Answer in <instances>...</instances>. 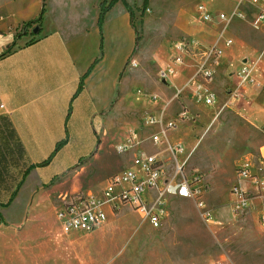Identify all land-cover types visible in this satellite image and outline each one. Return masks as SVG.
<instances>
[{
  "label": "rangeland",
  "instance_id": "374dc122",
  "mask_svg": "<svg viewBox=\"0 0 264 264\" xmlns=\"http://www.w3.org/2000/svg\"><path fill=\"white\" fill-rule=\"evenodd\" d=\"M10 1L13 0H0L1 29H7L4 20L8 22L12 13L16 14L23 7L28 17L35 20L40 18L43 0H14L15 6L12 5L11 9L10 5L6 6ZM64 1L73 7L79 2L92 4L95 0H54L52 4L47 0L44 3L45 8L48 12H57ZM98 1L101 6L102 3H111L112 0ZM123 2L131 8L130 23L136 35L137 55L127 61V102L120 110L119 120L111 128L108 137L102 136L101 131L95 127L98 140L92 132L80 130V134L75 135L68 146L57 152L48 166L33 169L10 208L13 212L4 215L5 221L12 223L16 220L19 211L15 210L26 205L29 193L41 182L46 191L33 196L34 204L40 202L42 206L48 207V227L55 231L61 226L53 218L52 209L49 207L51 200L54 203L60 200L62 203L64 198L77 194H98L107 185V180L123 169V161L128 157L119 155L115 151V144L132 129L138 128L139 137H149L155 131H160V123L147 126L158 113L170 122H179L180 112L188 107L190 119L185 123L180 122L178 131L170 129L168 135L185 147L184 155L178 156L180 162L189 151H193L189 168L191 171L199 169L202 174V196L197 204L189 200L169 201L167 217L159 229H153L143 222L140 215L129 206L122 207L120 212L114 214V218L109 215V220L102 229L89 233L88 247L92 250L93 264H264V224L258 221L264 213V198L259 199L262 194H257L255 185L261 186L263 175L257 169V180L253 187L249 186L251 176L240 177L237 173L242 161L250 159L260 165L259 160L262 159L264 122L257 127L248 121L249 118L244 112L237 111L246 95L243 85H237L241 83L240 74L244 66L251 65L254 78L257 81L264 80V61L259 62L252 55L236 56L235 45L228 48L229 50L223 49L224 53L226 51V61L216 68L217 73L231 75L236 86L229 82L224 84L225 81L217 75L212 76L213 83L209 80L204 82V86L208 93L213 94H216L214 88L220 87L223 92L217 93L222 99L223 94L229 95L230 102L234 92L240 94V98H236L237 102L230 105L229 112V107L227 109L225 105L214 110V105L208 106L203 100L194 105L188 96L190 103L182 104L185 101L182 90L177 92L174 86L164 82L159 75V62H169L176 54L175 47L180 43L187 45L191 56V53L199 52L204 47L211 48L214 34L222 33L225 27L226 34L230 33L227 37L234 41L232 36L238 40L243 37H259L261 47L264 46V37L252 26L264 0H121L117 3L118 7L121 8ZM16 5L19 6L18 10L15 9ZM199 6L209 10L212 21L200 20ZM124 10L127 12L125 6ZM112 12L114 18L121 17L122 12L119 9ZM235 13L242 14L244 18L235 16L227 22L219 17L220 14H225L229 19ZM42 17L47 28L51 23L47 16ZM12 27L10 26L11 29ZM35 27L36 24H19L17 28L14 25L12 31L16 32L19 39H29ZM124 39H130L128 30L124 31ZM197 40L200 41L199 46L195 45ZM213 58V55L207 58V66ZM243 58L246 59L243 61ZM134 60L138 62L135 68L131 67ZM242 61L250 63L243 65ZM186 63L189 78L196 73V69L193 59L188 58ZM233 63L236 68L231 67ZM180 72V67H176L175 75L172 76L176 81ZM194 78L197 83L200 76ZM180 83L182 82L178 81ZM153 103L157 106L153 107ZM222 109L225 110L223 113L227 112L212 123L211 114ZM164 144L148 143L145 150L150 153L162 152L160 158L165 159L168 154L162 151ZM53 150L55 148H44L40 154L33 152L29 160H47ZM46 151L49 152L45 155ZM240 181L249 183L240 188ZM7 199L8 195H0V202ZM198 203H201L200 207ZM204 213L212 215L214 224L205 222L202 217ZM34 222L24 236L23 241L26 244L20 245L18 241H11L8 245L0 246V264H54L52 260L48 259V262L46 259L53 249L45 243L40 223L36 220ZM63 250L60 249L55 264H65L67 261L61 252ZM55 257L57 259L56 254Z\"/></svg>",
  "mask_w": 264,
  "mask_h": 264
},
{
  "label": "crops",
  "instance_id": "0c3cea01",
  "mask_svg": "<svg viewBox=\"0 0 264 264\" xmlns=\"http://www.w3.org/2000/svg\"><path fill=\"white\" fill-rule=\"evenodd\" d=\"M53 1L49 0V3L52 4ZM44 3L45 1L43 0V7L45 8L46 5ZM14 4L13 0L6 4V6L10 5L11 9V6ZM116 8L122 12L120 18H114L112 10L115 11ZM15 9L18 10L19 6L16 5ZM59 9L57 12L51 10L48 12L45 8L44 16H47L48 21L51 23L50 26L46 28L43 20L39 27L40 30L36 34L30 35L29 39L26 37L19 39L16 36V32L12 31L14 25L17 28L19 24H28L35 20L28 17L24 7L19 9L20 11L16 12V14L12 13L9 17L11 22L4 20L8 26L7 29L3 30L0 28V195H8L10 199L11 195L17 191L16 196L9 205L6 206L9 199L5 202H0V217L2 218V223L0 224V246L4 244L8 245L11 241H18L20 245L26 244V241H23L24 236L28 234L31 225L36 220L43 228L42 234L45 236V243L53 249L48 258H42L50 259L55 264L58 260L60 249H64L61 252L67 258L65 264H93L92 250L88 247L89 235L91 233L64 234L61 227H58L55 231L49 230L47 222L49 219L48 207L42 206L40 202L34 204L33 199L34 195H37L39 192L42 194L46 191L41 182H38L34 190L29 193L26 205L15 210L19 211L16 220L12 221V223H7L9 220L5 221L4 219V215L8 212H13L10 208L17 199L20 189L25 184L26 177L23 180L24 172L30 166L41 164L46 160L44 159L41 162L30 161V155L33 152L40 154L44 151V148L52 150L59 142L67 139L68 143L64 146L66 147L71 143L75 135L80 134V130L92 132L95 139L98 140V135L95 131L96 127L101 131L102 136L108 137L111 128L119 120L120 110L125 105V102H127V61L137 54L135 53L136 35L130 23V14L124 10V5L120 8L116 4L106 14L102 26L98 25L100 15V2L98 0H95L92 4H80L79 2L73 7L64 1L61 3ZM10 26H13L12 29ZM226 28H224L222 33L214 34L215 39L212 46L218 47V50L222 53L219 57L213 58L208 67L212 70L213 77L217 75L221 77L222 81H225L224 84L229 82L235 87L236 82H234L231 75L223 76V74L217 73L216 68L226 61V51L224 53L223 49L227 48L229 50L235 45L234 51L236 56L241 54L252 55L260 62L261 60L264 61V46L261 47V39L259 37L255 39L243 37V40H238L232 36L235 39L234 41L232 38L227 37L230 36V33L226 34ZM125 30H128L130 34L129 42L124 39ZM255 30L260 31V36L264 37V24ZM207 33L209 34V32ZM228 40L232 41V44L229 46L226 45ZM197 41L200 43L199 40ZM207 49L208 47H204L199 52L191 53V56L189 52L183 54V63L181 66H178L181 72L177 81L173 78L175 74L169 80H164V82H168V84L174 86L177 92L178 90H182L181 94L185 99V101H182V104L186 105L190 103V100L194 102V105L200 102L198 99L199 92H196L194 87L189 88L185 86L197 75L200 64L205 60V51ZM188 58L193 59L196 69V73L189 78L186 63ZM244 59L246 58H243V61ZM171 60L167 63L164 61L159 62V75L171 63ZM243 61L241 62L243 65L250 63V61H247V63ZM133 63H135V66ZM212 63L214 64L211 65ZM137 66L138 62L134 60L131 63V67L135 68ZM231 67L236 68L234 63ZM252 77L253 81H244L243 84L237 85V87L243 85L246 93L245 99L237 111L244 112L251 124L260 127L264 122V80L257 81L253 75ZM81 80H83V89L77 93ZM178 81L182 83L178 84ZM212 81H214V78H211ZM200 82L205 85L202 79L197 81V85ZM214 90L217 94L214 93L216 99H214L215 102L213 104L214 110H218L221 105H225L227 109L229 107V112L231 110L230 105L237 102L236 98H232V101L236 100L235 102H230L229 95L222 93L224 97L222 99L220 94L217 93V91L223 92L220 87L218 89L214 88ZM183 92L186 93L183 94ZM187 96L189 97V101L187 100ZM222 101L223 103H221ZM151 105L153 107L157 106L155 103ZM187 108L184 107L182 109L179 114L180 121L177 123L170 122L169 119L164 118L160 113L156 114L153 119L154 122L147 126L160 123L161 130L155 131L149 137L138 136L140 145L128 153L121 154L128 155V157L123 161V169L119 173L127 169H133L141 176L140 169L133 167V160L140 152L157 157L163 170V182L171 181L174 177H176L175 182L179 180V176H175L177 164L184 165L186 173H189L191 171L189 162L193 151H189L180 162L178 156L184 155L185 147L182 143L176 139H171L168 135L170 129L178 131L181 125L180 122L185 123L190 119ZM224 111L222 109L219 112L212 113L210 117L212 123L218 121L227 112L223 113ZM182 113H185L187 117L182 118ZM170 124H172V127L168 128ZM137 130L138 128L130 130L126 136L115 144V151L118 146L123 144L130 132L134 131L137 134ZM163 131H165V137L162 138L160 144L165 143L162 149L164 153L168 154L165 159L160 158L162 152L150 153L145 150V145L148 143L156 145L153 143L152 138L153 136L161 135ZM176 146L182 148L181 153L174 154L171 151V148ZM263 150L264 147L261 148L262 159L259 160L260 165L256 164L253 160L246 159L239 165V170L237 168V171H239L237 173H239L240 177H243L240 174V169L244 165L248 166V174L252 179L249 181L251 182L249 186L254 187L256 185L257 194H262V197H258L261 200L264 198V191L261 186L255 184L257 180L255 176L257 169L260 170L259 172L263 175L261 179L264 181ZM47 152L49 151L44 152V154L46 155ZM164 163L167 165L165 166ZM193 171L198 172L201 176V181L195 187L203 190L202 184H200L203 181L200 170L194 169ZM249 182L244 181L243 183L240 181V188ZM150 194L156 195L157 190H152ZM173 200L195 202L191 199L168 197L165 202L167 210L169 209V201ZM49 205L52 209L54 220L59 222L57 213L61 209L60 200L56 203L51 200ZM115 213L109 212L107 220L103 225L109 220V215L114 218ZM263 215L264 213L258 218L259 222ZM166 217L167 213L164 220ZM143 222L148 223L147 221ZM212 224H214L213 221L209 225ZM103 225L97 230L102 229ZM55 254L57 255V259ZM45 261L43 262H49V260L48 262Z\"/></svg>",
  "mask_w": 264,
  "mask_h": 264
},
{
  "label": "built area",
  "instance_id": "2783aa9c",
  "mask_svg": "<svg viewBox=\"0 0 264 264\" xmlns=\"http://www.w3.org/2000/svg\"><path fill=\"white\" fill-rule=\"evenodd\" d=\"M200 20L203 22L212 21V15L209 10L203 6H199ZM228 17L225 14H220V19L229 22L233 18L238 17L243 19L244 16L240 13L233 14ZM264 24V3L260 6L259 12L252 22V26L258 29ZM232 41L228 40L226 45L229 46ZM199 46L198 42L195 44ZM189 48L185 43H180L175 47L176 54L172 58L171 63L161 72L160 77L165 81L169 80L175 74V68L181 66L183 63V54L188 53ZM221 51L212 46L205 51V60L200 64L197 76H200L204 82L211 80L213 72L207 66V58L213 55L217 58L221 55ZM212 60V59H211ZM135 66V63H133ZM251 67V65H250ZM244 66L241 72V83L244 81H253L251 68ZM185 87H194L196 92H199L198 99L210 106L214 104L215 96L213 93H208L203 83L197 85L195 78H193ZM233 98H238L239 93L234 92ZM187 115L182 113V118ZM154 120L151 121L153 123ZM172 124L168 126L171 128ZM165 137V131L161 135L153 136L154 144L160 143ZM139 138L136 132L132 131L127 138L116 148L118 154H125L130 152L135 147L139 146ZM174 154L182 152L180 146L171 148ZM133 167L139 168L141 176L133 170L127 169L119 174L111 176L107 180V185L100 189L98 194L87 193L77 194L70 198H64L61 203V209L57 213L58 220L61 224V229L64 234L70 233H84L89 234L101 227L107 220L109 212H119L122 207L129 206L133 208L143 219L147 221L153 229H159L164 221L166 215L165 202L168 197H178L182 199L194 200L197 204L199 198L202 196V189L195 187L201 181V176L196 171L186 173L184 165H176L175 176H179V180L175 182V178L171 181L162 180V167L157 157L154 155L140 152L133 160ZM248 166L244 165L240 169V174L243 177H248ZM261 188L264 191V182L261 183ZM152 190H157L156 195H151ZM143 194L145 195L143 197ZM201 206V203H198ZM205 222L211 224L213 221L210 213L202 215ZM264 224V215L261 217ZM2 218L0 217V224Z\"/></svg>",
  "mask_w": 264,
  "mask_h": 264
},
{
  "label": "trees",
  "instance_id": "16d2710c",
  "mask_svg": "<svg viewBox=\"0 0 264 264\" xmlns=\"http://www.w3.org/2000/svg\"><path fill=\"white\" fill-rule=\"evenodd\" d=\"M46 1V0H44ZM121 0H112L111 3L109 4H101L100 6V15H99V19H98V25L99 26H102L103 22H104V19H105V16L106 14ZM147 2V0H145ZM125 8L127 9L128 13L131 14V8L128 6V4H126L125 2H123ZM45 13V8L43 7L42 8V12H41V16L40 18L36 19V20H33L32 22H29L27 24V26H29L30 24H36V27L33 29V34L34 33V30H40V24H41V21H42V16L44 15ZM83 89V80H81L80 84H79V88H78V92H81V90ZM68 143V140H64V141H61L58 143V145L55 147V150L52 152V154L49 156V158L47 160H45L44 162H42L41 164H38V165H32L30 166L29 168H27V170L24 172L23 174V180L25 179V177H27V175L29 174V171H31L32 169L34 168H37V167H46L48 166L52 159L55 157L56 153L59 152L66 144ZM22 180V181H23ZM17 192V191H16ZM16 192L13 193L8 201V203L6 204L9 205V203L13 200V198L16 196Z\"/></svg>",
  "mask_w": 264,
  "mask_h": 264
},
{
  "label": "water",
  "instance_id": "95a60500",
  "mask_svg": "<svg viewBox=\"0 0 264 264\" xmlns=\"http://www.w3.org/2000/svg\"><path fill=\"white\" fill-rule=\"evenodd\" d=\"M37 31H38L37 29H36V30H34V33L36 34V33H37Z\"/></svg>",
  "mask_w": 264,
  "mask_h": 264
}]
</instances>
